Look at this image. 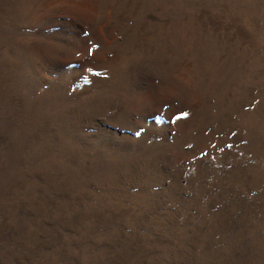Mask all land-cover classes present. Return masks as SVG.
Listing matches in <instances>:
<instances>
[{"label":"rangeland","instance_id":"obj_1","mask_svg":"<svg viewBox=\"0 0 264 264\" xmlns=\"http://www.w3.org/2000/svg\"><path fill=\"white\" fill-rule=\"evenodd\" d=\"M0 264H264V0H0Z\"/></svg>","mask_w":264,"mask_h":264},{"label":"snow or ice","instance_id":"obj_2","mask_svg":"<svg viewBox=\"0 0 264 264\" xmlns=\"http://www.w3.org/2000/svg\"><path fill=\"white\" fill-rule=\"evenodd\" d=\"M184 115H187V113H184ZM157 119H162V117H157ZM139 135V132L137 133Z\"/></svg>","mask_w":264,"mask_h":264}]
</instances>
